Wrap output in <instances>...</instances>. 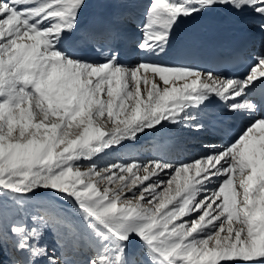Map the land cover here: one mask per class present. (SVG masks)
I'll return each instance as SVG.
<instances>
[{
  "label": "snow or ice",
  "instance_id": "obj_1",
  "mask_svg": "<svg viewBox=\"0 0 264 264\" xmlns=\"http://www.w3.org/2000/svg\"><path fill=\"white\" fill-rule=\"evenodd\" d=\"M95 6L86 28L91 0H0V264H264V46L243 75L151 59L215 12L264 38V0H149L129 50L128 0ZM170 125L227 139L187 163H97Z\"/></svg>",
  "mask_w": 264,
  "mask_h": 264
},
{
  "label": "bare ground",
  "instance_id": "obj_2",
  "mask_svg": "<svg viewBox=\"0 0 264 264\" xmlns=\"http://www.w3.org/2000/svg\"><path fill=\"white\" fill-rule=\"evenodd\" d=\"M98 2L99 0H91L93 7H90L82 17L86 28L91 27L103 14L110 11L96 7ZM148 3L149 0H128V7L122 10L129 17L120 40L125 50H129L141 36L143 25L146 23L145 5ZM254 25L255 21L250 17L234 16L228 12L206 14L196 22L181 24L174 33L167 55L151 59L158 63H195L201 68H211L212 52L230 54L232 50H237L238 44L247 36L254 38L253 43L245 51L251 55L264 46V38L254 30ZM135 59V57L131 58V62H135ZM211 111L215 114L216 109L213 108ZM230 121L231 119L225 118L222 125L228 131ZM240 124L241 122L236 120V125L240 126ZM219 127L221 126L209 127L199 135H194L185 128L181 129V126L170 125L159 133L141 134L136 142L123 141L108 150V154L98 159L97 163L103 166L106 161H110L109 157L115 158V154L118 153L120 158L116 157V163L127 162L133 156L144 161L161 157L172 162L191 160L204 153L205 144L216 143L219 147L227 139L225 132L218 130ZM47 242L51 244V236L48 237ZM4 259L6 260L7 257Z\"/></svg>",
  "mask_w": 264,
  "mask_h": 264
},
{
  "label": "rangeland",
  "instance_id": "obj_3",
  "mask_svg": "<svg viewBox=\"0 0 264 264\" xmlns=\"http://www.w3.org/2000/svg\"><path fill=\"white\" fill-rule=\"evenodd\" d=\"M183 127L181 126V129H182ZM188 145V144H187ZM116 157L117 158H120V153H118V154H115V158H113V157H109L110 158V161H106V164H103V166H105V165H108V164H110V163H112V162H116L115 160H116ZM134 157V156H133ZM107 158V157H106ZM113 158V159H112ZM192 160V159H191ZM191 160H185V161H182V162H184V163H187V162H189V161H191ZM85 163H87V162H85ZM103 166H101V167H103ZM165 179H167V177H165ZM58 206V208H67V205H64L63 203H60V204H58L57 205Z\"/></svg>",
  "mask_w": 264,
  "mask_h": 264
}]
</instances>
